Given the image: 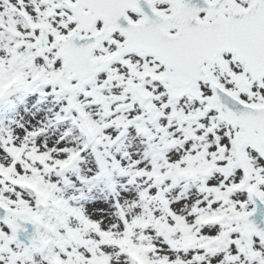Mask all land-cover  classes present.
I'll list each match as a JSON object with an SVG mask.
<instances>
[{
    "label": "snow or ice",
    "instance_id": "6c2138e0",
    "mask_svg": "<svg viewBox=\"0 0 264 264\" xmlns=\"http://www.w3.org/2000/svg\"><path fill=\"white\" fill-rule=\"evenodd\" d=\"M0 264H264V0H0Z\"/></svg>",
    "mask_w": 264,
    "mask_h": 264
}]
</instances>
